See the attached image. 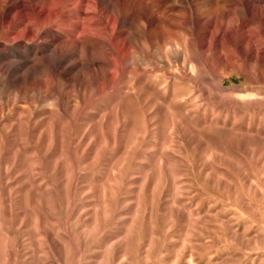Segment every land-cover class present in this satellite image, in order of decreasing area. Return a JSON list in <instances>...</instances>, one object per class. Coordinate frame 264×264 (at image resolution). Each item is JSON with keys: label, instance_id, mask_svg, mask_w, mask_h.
Wrapping results in <instances>:
<instances>
[{"label": "rangeland", "instance_id": "1", "mask_svg": "<svg viewBox=\"0 0 264 264\" xmlns=\"http://www.w3.org/2000/svg\"><path fill=\"white\" fill-rule=\"evenodd\" d=\"M23 1L0 19V264H264V0Z\"/></svg>", "mask_w": 264, "mask_h": 264}, {"label": "bare ground", "instance_id": "2", "mask_svg": "<svg viewBox=\"0 0 264 264\" xmlns=\"http://www.w3.org/2000/svg\"><path fill=\"white\" fill-rule=\"evenodd\" d=\"M84 2L86 1L87 3H93L94 5H98L100 2H101V0H83ZM104 1V0H103ZM157 1V0H156ZM192 1H194V0H192ZM221 1H223V0H208V3H214V2H221ZM238 2H240V0H237ZM246 2L244 3L246 6H248V1L247 0H245ZM190 2V1H189ZM66 3V2H65ZM105 3V2H104ZM103 3V4H104ZM108 3V4H107ZM114 3V2H113ZM29 4V3H28ZM106 5L104 6V9L108 6V5H110V2H106L105 3ZM216 4V3H215ZM242 4V3H241ZM59 5V4H58ZM29 6V5H28ZM46 7V6H45ZM92 7V6H91ZM111 7V6H110ZM253 7V6H252ZM254 7H256V6H254ZM18 8H22V9H20V10H18V11H16ZM34 8V7H33ZM51 8V7H50ZM50 8H40V9H37V13L38 14H40V17L42 16V19H43V21H45V22H47V21H49L50 19H52V18H54V17H59V15H61L60 14V12H59V8H56V9H54V7L52 8V9H50ZM261 8H262V6H261ZM264 8V7H263ZM86 9V8H85ZM84 9V11H86ZM91 9V8H90ZM110 9V8H109ZM109 9H107V10H109ZM33 10V9H32ZM152 10V9H151ZM83 10H80V14H82V13H84V17H83V19H88V22H87V25H75L76 26V30L77 29H80V32L82 33V34H84L86 37L87 36H91V35H95V34H92L93 32L92 31H94L93 30V28L91 27V26H94V25H97L98 23H99V21L98 20H100L98 17H94L95 19H93L92 17H90V14H89V16H87L88 14L87 13H85ZM97 11H99V10H97ZM32 12V11H31ZM62 12V11H61ZM68 12V11H67ZM66 12V13H67ZM103 12H104V10H103ZM263 12V11H262ZM22 14L23 16L21 17L22 18V22L23 21H28V20H31V16H30V11L27 9V5L24 3V1L23 0H4L3 2H1V0H0V19H2L3 20V22H2V24L4 23L5 24V27L6 26H10V23L15 19V17H17L16 15L17 14ZM33 13V12H32ZM90 13V12H89ZM99 13V12H98ZM116 13V12H115ZM198 14V13H197ZM215 14H217V16H219V13H215ZM263 14V13H262ZM33 15V14H32ZM93 15V14H92ZM91 15V16H92ZM96 15H98V14H96ZM95 15V16H96ZM63 16V15H62ZM66 16H69V17H73L74 16V14H71V13H69V14H66ZM94 16V15H93ZM119 16V15H118ZM205 17L207 16L208 17V19H209V21L210 22H212L213 21V19H214V17H213V15H212V13H210V12H207L206 13V15H204ZM20 17V16H19ZM77 17V16H76ZM81 18V17H80ZM115 18V17H114ZM118 18V17H117ZM37 19V18H36ZM41 19V18H40ZM63 19V18H62ZM92 19V20H91ZM222 19V18H221ZM67 20V19H66ZM66 20H63V21H66ZM77 20H79L78 18H77ZM218 20V19H217ZM39 21V20H38ZM51 21V20H50ZM87 21V20H86ZM101 21V20H100ZM18 22H20V21H18ZM21 22V23H22ZM31 22V21H30ZM40 22V21H39ZM68 22L69 21H67V23H65V24H68ZM71 22H73V21H71ZM76 22V21H75ZM74 22V23H75ZM78 22V21H77ZM76 22V23H77ZM81 21H79V23H80ZM117 22V21H116ZM24 23H26L27 24V22H24ZM33 22H31V24H32ZM41 23V22H40ZM70 23V22H69ZM117 23H119V22H117ZM25 24V25H26ZM63 24H64V22H63ZM80 24H82V23H80ZM115 24V23H114ZM16 25V24H15ZM33 26H34V24H32ZM42 25V24H41ZM112 25V24H111ZM116 25V24H115ZM227 25V24H226ZM245 25V24H244ZM31 27V26H29V23L25 26V27ZM25 27H24V29H25ZM36 27V26H35ZM96 27V26H95ZM112 27H115V26H112ZM111 27V28H112ZM238 27H240V26H238ZM4 28V27H3ZM33 28V27H32ZM41 28V27H40ZM51 28V27H50ZM12 29V28H11ZM15 29V28H14ZM42 29V28H41ZM91 29H92V31H91ZM222 29V28H221ZM27 30V29H26ZM32 30V29H31ZM35 30V29H34ZM67 30V29H66ZM70 30V29H69ZM97 30V29H96ZM99 30H100V28H99ZM114 30H115V28H114ZM114 30H113V32H114ZM23 31V30H22ZM71 31V30H70ZM78 31V30H77ZM92 33H91V32ZM214 31V30H213ZM223 31V30H222ZM6 32V31H5ZM15 32V31H14ZM19 32V31H18ZM28 32V31H27ZM112 32V31H111ZM112 32V33H113ZM122 32V31H121ZM217 32H219V31H217ZM16 33H17V31H16ZM15 33V34H16ZM73 33V32H72ZM212 33V32H211ZM7 34V33H6ZM214 34V33H213ZM78 35V34H77ZM113 35V34H112ZM9 36V35H8ZM7 36V37H8ZM17 35H15V37H16ZM215 36H217V35H215ZM74 37V36H73ZM80 38V37H79ZM92 38V37H91ZM14 39H16V38H14ZM84 39V38H83ZM90 39V38H89ZM124 39V38H123ZM128 39V38H127ZM73 40V39H72ZM71 40V42H70V46H72V47H74L75 45L76 46H78V44L80 43L81 45H82V47L83 46H85L86 47V43H87V40H81L80 42H78V41H72ZM1 41V40H0ZM68 41H69V39H68ZM84 42H86V43H84ZM46 43V42H45ZM43 44V43H42ZM53 44V43H52ZM57 44V43H56ZM60 44V43H59ZM89 45V44H88ZM92 45V44H91ZM6 46V45H5ZM24 46V45H23ZM53 46H54V44H53ZM90 46V45H89ZM67 47V46H66ZM168 47V46H167ZM68 48V47H67ZM70 48V47H69ZM78 48V47H77ZM90 48V47H89ZM96 48V47H95ZM210 48H211V46H210ZM3 49V48H2ZM36 49H38V48H36ZM83 49V48H82ZM82 49H81V51H82ZM26 50V49H25ZM45 50V49H44ZM75 50V49H74ZM73 50V51H74ZM91 50V49H90ZM262 50V49H261ZM7 51V50H6ZM35 51V50H34ZM42 51V50H41ZM210 51V50H209ZM19 52V51H18ZM37 52V51H36ZM47 52V51H46ZM207 52V51H206ZM16 53V52H15ZM79 53V52H78ZM80 53H82V52H80ZM257 53V52H256ZM8 54V53H7ZM37 54V53H36ZM44 54V53H43ZM63 54H65L64 52H63V48L61 47V46H57L56 48H54L53 50H52V54H50V58H51V60H52V62L54 61V62H62L63 60H62V55ZM206 54V53H205ZM21 55H22V53H21ZM34 55H35V53H34ZM34 55H32V56H34ZM42 55V54H41ZM40 55V56H41ZM46 55V54H45ZM78 55H80V54H78ZM256 55V54H255ZM5 56V55H4ZM12 57H13V55H11ZM25 56V55H24ZM35 56H37V55H35ZM34 56V57H35ZM39 56V57H40ZM65 56V55H64ZM63 56V57H64ZM2 57H3V55H2ZM23 57V56H22ZM28 57H30V56H28ZM34 57H33V59H34ZM46 57V56H45ZM257 57V56H256ZM38 58V57H37ZM77 58V57H76ZM81 58V57H80ZM6 59V58H5ZM31 59V58H30ZM42 59H44V58H42ZM38 60V59H37ZM47 60H49V59H47ZM10 61V60H9ZM30 61V60H29ZM50 61V60H49ZM48 61V62H49ZM3 62V61H2ZM8 61H5L4 63H7ZM11 62V61H10ZM13 62H15V61H13ZM12 62V63H13ZM19 62V61H18ZM22 62V61H21ZM20 62V63H21ZM26 62H27V60H26ZM34 62V61H33ZM39 62H41V61H39ZM38 62V63H39ZM44 62V61H43ZM66 62V61H65ZM75 62V61H74ZM9 63V62H8ZM45 63V62H44ZM70 63V62H69ZM68 63V64H69ZM75 63H77V62H75ZM74 63V64H75ZM11 64V63H10ZM30 64V63H29ZM31 64H32V62H31ZM30 64V65H31ZM40 64V63H39ZM49 64H50V62H49ZM57 64V63H56ZM71 64H73L72 62H71ZM70 64V65H71ZM5 65V64H4ZM8 65V64H7ZM13 65V64H12ZM32 65H34V64H32ZM47 65V64H46ZM59 65V64H58ZM69 65V66H70ZM81 65V64H80ZM6 66V65H5ZM15 66V65H14ZM43 66V65H42ZM41 66V67H42ZM75 66V65H74ZM8 67H9V65H8ZM11 67V66H10ZM44 67V66H43ZM55 67V66H54ZM58 67V66H57ZM63 67H65V66H63ZM34 68H36V67H34ZM33 68V69H34ZM37 68H38V66H37ZM68 68V67H67ZM29 70V69H28ZM27 70V71H28ZM23 71H24V69H23ZM26 71V72H27ZM32 71V70H31ZM9 72H11L10 70H9ZM22 72V71H21ZM20 72V70H19V73H21ZM23 73V72H22ZM25 73V72H24ZM28 73H29V71H28ZM20 75H22V74H20ZM26 75V74H25ZM31 76V75H30ZM15 77V76H14ZM26 77V76H25ZM24 77V78H25ZM13 82V81H12Z\"/></svg>", "mask_w": 264, "mask_h": 264}]
</instances>
